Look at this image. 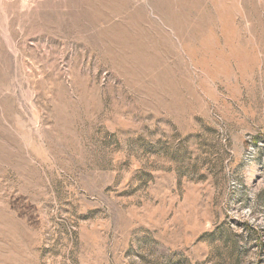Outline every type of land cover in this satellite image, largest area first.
I'll use <instances>...</instances> for the list:
<instances>
[{"label":"rangeland","instance_id":"374dc122","mask_svg":"<svg viewBox=\"0 0 264 264\" xmlns=\"http://www.w3.org/2000/svg\"><path fill=\"white\" fill-rule=\"evenodd\" d=\"M0 264H264V0H0Z\"/></svg>","mask_w":264,"mask_h":264}]
</instances>
